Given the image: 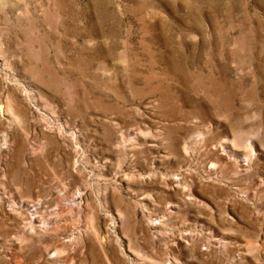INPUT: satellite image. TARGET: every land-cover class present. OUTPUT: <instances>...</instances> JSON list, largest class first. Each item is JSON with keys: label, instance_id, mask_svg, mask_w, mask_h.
Instances as JSON below:
<instances>
[{"label": "rangeland", "instance_id": "obj_1", "mask_svg": "<svg viewBox=\"0 0 264 264\" xmlns=\"http://www.w3.org/2000/svg\"><path fill=\"white\" fill-rule=\"evenodd\" d=\"M0 107V264H264V0H0Z\"/></svg>", "mask_w": 264, "mask_h": 264}, {"label": "bare ground", "instance_id": "obj_2", "mask_svg": "<svg viewBox=\"0 0 264 264\" xmlns=\"http://www.w3.org/2000/svg\"><path fill=\"white\" fill-rule=\"evenodd\" d=\"M0 111L2 112L3 109L2 107H0ZM79 195L82 194H78L76 195V197H79ZM53 225V224H52ZM52 225H49L47 223H44L41 219V217H39L36 214V208L32 207L30 210V217H29V226L27 227V232H34V231H41V232H47V231H53L54 227ZM61 242V241H60ZM61 245L65 246V243L61 242ZM57 251L59 252V250L57 249Z\"/></svg>", "mask_w": 264, "mask_h": 264}]
</instances>
